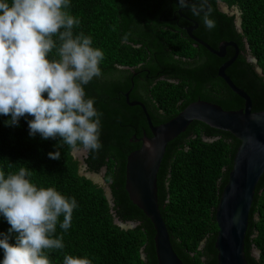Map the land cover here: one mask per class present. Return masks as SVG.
I'll return each mask as SVG.
<instances>
[{
  "label": "trees",
  "instance_id": "obj_1",
  "mask_svg": "<svg viewBox=\"0 0 264 264\" xmlns=\"http://www.w3.org/2000/svg\"><path fill=\"white\" fill-rule=\"evenodd\" d=\"M220 3L238 9L241 31L236 28L235 16L223 13ZM70 13L81 21L74 33L91 35L93 46L104 51L102 75L84 86L103 114V147L89 151L85 162L91 172L105 170L113 206L101 187L79 174L73 149L67 145L57 148L59 137H30L25 118L18 127H9L4 121L10 117L0 116V170L7 174L27 167L39 187H55L78 201L70 229L62 233L57 226L65 248L46 250L51 264H63L66 254L88 256L93 264H158L154 226L125 189L127 157L141 146L136 138H142L145 131L151 133L142 108L131 107L126 101L125 93L132 85L118 65L145 63L146 88L159 74L174 81L156 87L164 119L154 103L137 92L131 94V100L144 103L154 125L168 122L199 100L225 111L243 109L245 101L218 77L220 66L234 55V48L228 47L226 57L219 58L202 45L195 46L185 27L198 23L193 34L213 49L222 41L238 45L241 53L226 74L250 96L253 112L264 111V0H72ZM205 13H211L215 28L205 27ZM249 55L256 62L249 61ZM50 56H55V50ZM173 93L178 95L176 100ZM180 99L184 102L178 107ZM239 145L231 133L194 121L167 146L158 172V201L173 249L184 264H217L216 208ZM57 150L61 158L50 159L48 153ZM115 216L138 225L124 230L115 224ZM9 228L0 217V232ZM253 248L259 250L258 258L252 255ZM245 254L248 264H264V173L250 210Z\"/></svg>",
  "mask_w": 264,
  "mask_h": 264
},
{
  "label": "clouds",
  "instance_id": "obj_2",
  "mask_svg": "<svg viewBox=\"0 0 264 264\" xmlns=\"http://www.w3.org/2000/svg\"><path fill=\"white\" fill-rule=\"evenodd\" d=\"M71 2L0 0V116L10 117L4 121L9 127L25 118L32 138H61L57 148L98 152L103 114L84 86L102 75L104 51L93 46L91 35L74 33L81 21L70 13ZM203 24L216 27L211 13ZM48 157L59 160L61 152ZM32 175L27 167L0 170V217L10 225L0 232V264H51L46 250L65 248L57 226L62 233L70 229L78 201L55 187H39ZM63 264L93 260L66 254Z\"/></svg>",
  "mask_w": 264,
  "mask_h": 264
},
{
  "label": "water",
  "instance_id": "obj_3",
  "mask_svg": "<svg viewBox=\"0 0 264 264\" xmlns=\"http://www.w3.org/2000/svg\"><path fill=\"white\" fill-rule=\"evenodd\" d=\"M226 7L228 6L226 5ZM236 10L238 9L236 8ZM241 22V13L239 12L236 24L239 31H241ZM196 28L195 26L188 28V36L219 58L226 57L228 47L234 48V55L220 66L218 76L245 101L244 108L237 111H225L216 104L199 100L190 103L168 122L154 125L143 103H129L130 106L142 108L151 136L146 131L143 132L140 139L134 136L136 142L141 143V146L127 157L125 189L132 203L150 219L154 226L156 231L154 245L158 264H184L173 249L158 201V172L167 146L184 133L194 121L204 123L212 129L231 133L240 141V145L233 159L228 182L216 208L215 219L218 233L215 248L217 250V264H248L245 254V238L249 225V215L256 186L264 173V111L253 112L250 96L243 89L237 87L226 74V70L241 53L238 45L233 41H223L219 44L218 49H213L193 34ZM248 59L256 62V59L250 55ZM257 71L261 73L260 69ZM127 101H129L128 96ZM209 141L212 140L209 139ZM75 150L72 151L73 156ZM84 152L88 155L87 150ZM82 165L87 170L85 160H82ZM101 188L104 190L103 187ZM105 196L110 205L113 206L110 187L107 188ZM114 222L124 230L135 228L138 225V223L131 221L122 222L116 216ZM252 255L258 258L259 250L253 248Z\"/></svg>",
  "mask_w": 264,
  "mask_h": 264
},
{
  "label": "flooded vegetation",
  "instance_id": "obj_4",
  "mask_svg": "<svg viewBox=\"0 0 264 264\" xmlns=\"http://www.w3.org/2000/svg\"><path fill=\"white\" fill-rule=\"evenodd\" d=\"M181 11L182 10H179V13L180 14H182L181 13ZM222 11V10H221ZM223 13H225V14H227V15H230V16H235V25L237 24V20H238V14H239V11L237 12V13H229V12H224V11H222ZM195 27H197L198 28V23H196L195 25H194ZM194 26H186L185 28H186V32H187V29L188 28H190V27H194ZM196 28V29H197ZM236 28L238 29V27H237V25H236ZM195 29V30H196ZM239 30V29H238ZM194 32V31H193ZM188 35V34H187ZM189 37V36H188ZM198 38V37H197ZM189 39H191L190 37H189ZM198 39H200V38H198ZM193 42H194V45L195 46H198V45H200V44H198L196 41H194L193 39H191ZM200 40H202V39H200ZM203 41V40H202ZM223 42V41H222ZM147 60H150L149 58L147 59ZM118 67L121 69V70H123V71H125V73L129 76V78H130V81H131V89H130V91H128L127 93H125V96H126V101H127V96H128V98H129V101H127L128 102V104L129 103H135V102H141V103H143L141 100H131V94L132 93H134V92H137V93H139V95L141 96V97H144V98H146L147 99V101L148 102H151V103H154L155 105H156V107L157 108H159L158 109V112L161 114V119H164L165 118V114H163V111H162V109H161V106H162V104H163V102H160L156 97H155V93H156V87H158V85L159 84H161L160 86H164V83H166V82H168V83H174V81L173 80H171V79H169V78H167L165 75H163V74H159L158 76H157V78L154 80V83H153V85L152 86H150V88H146V82H147V80L146 79H144V76H143V74H146V72H147V69L145 68V63H143V62H141V63H138L136 66H124V65H118ZM149 77V76H148ZM219 77V76H218ZM150 78V77H149ZM220 78V77H219ZM221 79V78H220ZM144 83V84H143ZM176 83V82H175ZM181 87L182 86H179L178 87V91H180L181 90ZM184 90H186V91H188L189 90V87H188V85H186V86H184ZM173 95H174V93H173ZM175 96V95H174ZM176 97H178V95L177 96H175V98H173V99H177ZM184 102V99H180V100H178L177 101V106L179 107V106H181V104ZM144 104V103H143ZM131 107H133V106H131ZM89 152V151H88ZM87 158V157H86ZM85 158V159H86ZM87 170H88V168H87ZM89 171V170H88ZM91 172V171H90ZM92 173H94V172H92ZM101 173V172H100Z\"/></svg>",
  "mask_w": 264,
  "mask_h": 264
},
{
  "label": "rangeland",
  "instance_id": "obj_5",
  "mask_svg": "<svg viewBox=\"0 0 264 264\" xmlns=\"http://www.w3.org/2000/svg\"><path fill=\"white\" fill-rule=\"evenodd\" d=\"M220 9L229 13H237L238 10H236V7H233L231 9H228L226 5L220 3L219 4ZM75 159L79 162V172L82 176L90 178L92 181H94L97 185L104 188V191H107V188L109 187L108 183L105 179V172L98 173L94 175L90 171L86 170L84 166L82 165V160H85L87 153L84 152V149H77L73 152ZM92 175V176H91ZM98 177V178H97ZM95 178V179H94ZM97 179V180H96Z\"/></svg>",
  "mask_w": 264,
  "mask_h": 264
},
{
  "label": "bare ground",
  "instance_id": "obj_6",
  "mask_svg": "<svg viewBox=\"0 0 264 264\" xmlns=\"http://www.w3.org/2000/svg\"><path fill=\"white\" fill-rule=\"evenodd\" d=\"M98 178V177H97ZM95 179V178H94ZM97 180V179H96Z\"/></svg>",
  "mask_w": 264,
  "mask_h": 264
}]
</instances>
